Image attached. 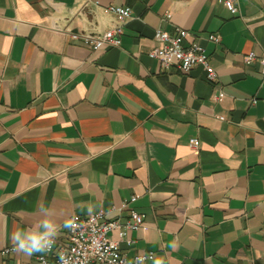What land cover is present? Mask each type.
<instances>
[{
  "label": "crops",
  "instance_id": "crops-1",
  "mask_svg": "<svg viewBox=\"0 0 264 264\" xmlns=\"http://www.w3.org/2000/svg\"><path fill=\"white\" fill-rule=\"evenodd\" d=\"M111 5L131 7L132 18ZM237 6L0 0V264L44 253L5 252L14 231L42 218L40 205L61 240L76 215L125 219L134 209L145 223L119 241L130 257L264 264V0ZM122 25L120 46L73 37ZM157 28L189 30L217 81L202 65L183 72L151 58Z\"/></svg>",
  "mask_w": 264,
  "mask_h": 264
},
{
  "label": "built area",
  "instance_id": "built-area-1",
  "mask_svg": "<svg viewBox=\"0 0 264 264\" xmlns=\"http://www.w3.org/2000/svg\"><path fill=\"white\" fill-rule=\"evenodd\" d=\"M223 1L233 13L238 12L237 0ZM109 9L113 14L127 21L132 18L131 7L111 5ZM167 17H170V14H167ZM123 34L122 25L108 29L100 35L82 32L74 34L73 37L82 39L95 49H100L105 45L120 46ZM190 34L185 28H178L174 33L157 28L155 39L158 45L149 51V56L158 59L165 68L174 67L183 72H189L193 67L202 65L207 72V79L216 82L217 71L211 63L210 55L198 40H188ZM210 38L215 42L220 41V36L216 34H212ZM257 59L258 56L253 51L245 56L247 64ZM259 60L264 74V57H260ZM190 144L196 149L200 147L197 138L191 139ZM136 199L137 196L134 195L130 201ZM127 205L128 201H124L122 206ZM144 223V217L134 209L130 210L129 216L125 219L110 218L103 210L86 217L76 215L69 222L67 238L64 240L56 238L52 250L38 255L34 264H136L138 255L146 257L144 264H155L154 251H146L130 257L120 246L121 239H128L131 243V239L128 238L129 232L138 230ZM15 251H17L15 245L5 250L7 253Z\"/></svg>",
  "mask_w": 264,
  "mask_h": 264
},
{
  "label": "clouds",
  "instance_id": "clouds-1",
  "mask_svg": "<svg viewBox=\"0 0 264 264\" xmlns=\"http://www.w3.org/2000/svg\"><path fill=\"white\" fill-rule=\"evenodd\" d=\"M93 210L92 206L89 211ZM38 212L42 218L29 230H16L12 234V242L17 251L26 255L52 250L58 235V226L51 218V210L43 205L38 206ZM144 255H138L136 264H144ZM150 258V257H149ZM155 264H163L162 260H156Z\"/></svg>",
  "mask_w": 264,
  "mask_h": 264
}]
</instances>
